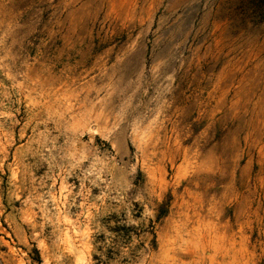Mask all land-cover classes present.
<instances>
[{
    "label": "rangeland",
    "instance_id": "1",
    "mask_svg": "<svg viewBox=\"0 0 264 264\" xmlns=\"http://www.w3.org/2000/svg\"><path fill=\"white\" fill-rule=\"evenodd\" d=\"M0 264H264V0H0Z\"/></svg>",
    "mask_w": 264,
    "mask_h": 264
}]
</instances>
